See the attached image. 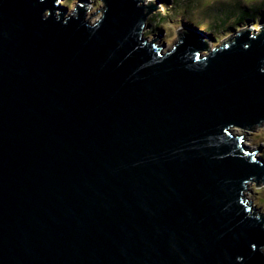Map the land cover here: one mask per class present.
I'll return each mask as SVG.
<instances>
[{
    "label": "water",
    "instance_id": "1",
    "mask_svg": "<svg viewBox=\"0 0 264 264\" xmlns=\"http://www.w3.org/2000/svg\"><path fill=\"white\" fill-rule=\"evenodd\" d=\"M103 2L0 0V264H264L229 133L264 120V28L164 52L156 2Z\"/></svg>",
    "mask_w": 264,
    "mask_h": 264
},
{
    "label": "rangeland",
    "instance_id": "2",
    "mask_svg": "<svg viewBox=\"0 0 264 264\" xmlns=\"http://www.w3.org/2000/svg\"><path fill=\"white\" fill-rule=\"evenodd\" d=\"M137 1V0H136ZM143 6H147L149 1H154L158 4V8L152 10L147 16H146V21H145V26L142 27L141 33L143 34V39L148 43L150 41H153L156 45L161 46L163 51L169 50L173 47V44L177 41L178 39V31L179 30H184L187 32L193 34H196L199 36H202L206 42H207V50L212 51L216 50V47L220 48L222 47L221 44L223 43V40L229 38L230 36L234 35L239 31L231 30L228 27L230 24L228 22L223 23L219 30L214 33L213 28L209 30L211 25L216 22H220L222 20V17H224L225 12H233L236 15L239 14L240 10L239 8H243V6L246 7H253L254 11L256 9H260L256 5H259L262 0H242L243 4L242 5H236V6H227L228 10L225 8H221L220 12H211L208 13L207 11L213 10L215 6L218 4H223V3H238L237 0H185L183 2H176L173 3L171 0H168V4L165 2L167 0H141ZM211 3L212 6L206 7L205 4ZM77 2H82L87 6L86 13L84 17L89 22L90 24L95 23L100 19L102 16L103 12V7H105V3L103 0H60L57 2V5H67V10L68 12H71L74 10L75 5ZM195 5L198 8V11L196 12L195 10L192 11L188 9L190 6ZM221 2V3H219ZM223 6V5H222ZM207 10V11H206ZM160 11L162 17L166 20L167 25L163 24L162 28H158L156 26L157 22L153 21V16L154 13ZM260 12H256L255 17L259 18V21L263 22L264 21V8L258 10ZM87 14L89 17H87ZM254 14V13H253ZM68 15V14H67ZM261 15V16H260ZM194 16V18H192ZM166 17V18H165ZM216 18L215 20L211 19ZM254 17V18H255ZM152 19V20H151ZM220 20V21H219ZM198 21V22H197ZM258 22V19L257 21ZM256 22H253L256 23ZM262 24V23H261ZM255 25V24H254ZM256 26H264L263 25H257ZM166 27V29H164ZM196 27V28H194ZM259 28V27H258ZM246 30V29H244ZM258 29L257 31H259ZM212 32V34L210 33ZM207 50L201 51L202 55H205L208 53ZM201 55V58H202ZM255 127L251 128L252 126L249 127V129H243L239 127H232L233 131L236 134H243L244 135V144L247 149H258L259 153L256 154V156L263 155L264 156V120L261 121V123L254 125ZM261 147V148H260ZM258 158V157H257ZM262 164H264V158L260 160ZM244 197L248 198V202L250 204L252 203L253 207L259 208V210L263 211L261 212L264 215V180L263 181H251V183H248L246 186V189L244 191Z\"/></svg>",
    "mask_w": 264,
    "mask_h": 264
},
{
    "label": "trees",
    "instance_id": "3",
    "mask_svg": "<svg viewBox=\"0 0 264 264\" xmlns=\"http://www.w3.org/2000/svg\"><path fill=\"white\" fill-rule=\"evenodd\" d=\"M141 1V0H140ZM183 2V1H185V0H171V2H173V3H176V2ZM187 1V0H186ZM213 1H217V0H213ZM213 1H211L210 3H208V4H205L206 5V7H210V6H212L211 5V3H213ZM263 2H261L259 5H256L257 7H259L260 9H263L264 8V0H262ZM167 4H168V0L167 1H165ZM237 4L236 3H233V2H230V3H223L222 5L221 4H218L217 6H215V8H213V10H211V11H207L208 13H210V16H211V12H220V9L221 8H225L226 10H228V8H227V6H225L224 4H226V5H229V6H236V5H238V7H239V5H242L243 4V1L242 0H237ZM188 3V2H187ZM219 3H221V2H219ZM242 3V4H241ZM189 4V3H188ZM214 4V3H213ZM188 6H190L188 9H190V10H192V11H198V8L195 6V5H191V4H189ZM260 9H256L255 11H254V8L253 7H246V6H243V8H239V14H235V13H233V12H231V13H229L228 11L227 12H225V16L224 17H222V20L220 21V22H218V23H216V22H214L212 25H211V27L209 28V30L210 29H212L213 28V30H214V33H216V31H218L219 30V28H220V26L223 24V23H226V22H228L229 24H230V26L228 27L229 29H231V30H235V31H237V29L239 30V31H237V33L238 32H240V31H242V30H244V28L245 27H247V26H250V25H261V23L262 24H264V21L263 22H261V21H259V18L257 17H255V14H256V12H260V11H258V10H260ZM254 13V14H253ZM163 15H161V12L160 11H158V12H156V13H154V16H153V21L154 22H157L156 23V26L158 27V28H162L163 27V24L164 25H167L168 26V24H167V22H166V20L164 19V17H162ZM261 16V15H260ZM255 17V18H254ZM166 18V17H165ZM192 18H194V16L192 17ZM211 19H213V20H215L216 18L214 17V18H212L211 17ZM257 19H258V22H256L257 21ZM152 20V19H151ZM217 20V19H216ZM198 22V21H197ZM253 22H256V23H254L253 24ZM227 24V23H226ZM194 28H196V27H194ZM164 29H166V27H164ZM190 31V33H191V30H189ZM193 33V32H192ZM211 34H212V32H210ZM198 36H199V34H198ZM253 127H255L254 125L251 127V128H253ZM263 158H264V156L263 155H261Z\"/></svg>",
    "mask_w": 264,
    "mask_h": 264
},
{
    "label": "bare ground",
    "instance_id": "4",
    "mask_svg": "<svg viewBox=\"0 0 264 264\" xmlns=\"http://www.w3.org/2000/svg\"><path fill=\"white\" fill-rule=\"evenodd\" d=\"M138 1H140V0H138ZM87 17H89L88 16V14H87ZM84 18H86V17H84ZM86 20V19H85ZM87 21V20H86ZM145 21H146V18H145V20H144V22L143 23H145ZM98 21H96L95 23H97ZM89 23V22H88ZM95 23H92L91 25H93V24H95ZM90 24V23H89ZM259 31H257V33H258ZM139 37H140V39H143V34H140L139 35ZM224 41V40H223ZM142 43H144V44H146L147 42L145 41V40H143L142 41ZM223 45V43L221 44V46ZM220 48V46L219 47H216L215 49H219ZM209 50V49H208ZM205 55H203L202 57H204ZM259 123H261V121L259 122ZM259 123H257V124H259ZM232 127H234V126H230L229 127V133L233 136V137H239L240 138V136H242L243 138H240V140H241V145H243V146H245V144H244V135L243 134H236L234 131H233V128ZM246 129V128H245ZM247 129H249V128H247ZM246 189V188H245ZM245 189H244V191H245ZM244 191H243V193H242V195L244 196Z\"/></svg>",
    "mask_w": 264,
    "mask_h": 264
},
{
    "label": "clouds",
    "instance_id": "5",
    "mask_svg": "<svg viewBox=\"0 0 264 264\" xmlns=\"http://www.w3.org/2000/svg\"><path fill=\"white\" fill-rule=\"evenodd\" d=\"M103 10H104V7H103ZM102 14H103V12H102ZM101 18V17H100ZM100 20V19H99ZM200 37H202V36H200ZM208 54V53H207ZM206 55V54H205ZM203 56V55H202Z\"/></svg>",
    "mask_w": 264,
    "mask_h": 264
}]
</instances>
